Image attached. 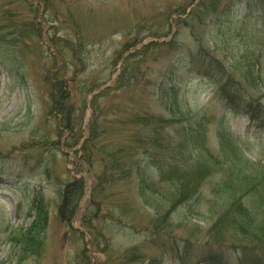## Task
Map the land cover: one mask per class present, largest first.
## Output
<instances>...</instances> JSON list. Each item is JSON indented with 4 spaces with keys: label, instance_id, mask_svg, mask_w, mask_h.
Returning <instances> with one entry per match:
<instances>
[{
    "label": "rangeland",
    "instance_id": "374dc122",
    "mask_svg": "<svg viewBox=\"0 0 264 264\" xmlns=\"http://www.w3.org/2000/svg\"><path fill=\"white\" fill-rule=\"evenodd\" d=\"M57 77L67 79L76 144L50 112ZM96 92L97 136L84 152ZM249 97L264 105V0H0V264H179L175 242L203 248L221 178L235 169L263 178L264 123L246 110ZM135 111L163 115L165 138L146 145L157 125ZM200 121L203 147L185 158L170 150H180L177 129ZM221 132L232 141L223 145ZM105 146L118 152L110 158ZM207 149L220 163L173 209L170 172L206 168ZM125 160L135 170L117 178ZM73 177L85 193L66 220L62 192ZM222 199L218 211L231 204L227 192ZM42 203V244L27 255L16 234Z\"/></svg>",
    "mask_w": 264,
    "mask_h": 264
},
{
    "label": "trees",
    "instance_id": "16d2710c",
    "mask_svg": "<svg viewBox=\"0 0 264 264\" xmlns=\"http://www.w3.org/2000/svg\"><path fill=\"white\" fill-rule=\"evenodd\" d=\"M150 44L152 45L158 43L156 41H151L147 45ZM221 84L223 85L220 87V90L223 92L228 83L224 81ZM67 85V79H58V77L57 80L52 83V88L50 90L52 111L50 112H52V114L57 117L61 128L69 130L70 134L68 136L70 139L73 137L72 141H75L72 143L76 144L75 142L79 141L80 134L76 135L77 133H73V131L77 129L76 121L73 118V107L65 103L68 94ZM110 89L113 88H108L107 90L109 91ZM91 90H93V88H91ZM236 94L237 93H235L233 96L231 94L229 95L232 96L233 99H236L237 97L242 99L244 98L242 93L238 95ZM100 95L102 94L96 93L95 97L91 99L93 114L88 126L90 136L88 135L89 137L87 136L86 139L83 140V145L79 147L80 150H83L84 152H86L85 149L90 152V148L87 147V143L88 141H93V136H97V118L100 110L97 100ZM251 97H254V95H251ZM251 97L246 99L248 105V109L246 108V110L253 115V118H259L262 120V123H264V105L263 103H254ZM135 113L136 114L134 115L137 117L136 119H141L143 124L147 125L153 123L154 126L157 125L153 130H151V132L146 133L148 134L146 138L148 143L144 142L146 145H152V142H158L160 139L162 140L165 138L163 137L164 126H160V124L166 120L163 115H150L147 111H135ZM139 132L140 134H144V130H139L138 133ZM176 135L179 140L178 148H180V150L174 151L173 148L170 150H173L175 154L182 156V158L186 157L184 155V151L187 150V147L191 148V145H193V148H195L194 143H198L199 147H203L206 142V130L203 127V122L201 121L198 122L196 128H193L192 126H184L177 129ZM219 136L223 145L226 142L232 141L229 139V137L225 136L224 132H221V135ZM177 138H173L170 141L177 140ZM63 143L70 146L73 145L69 143V140L67 139ZM80 150L77 149L74 153H78ZM106 150H113L111 155H109L110 158L113 157L115 152H118V148H106L105 151ZM207 151V161H205L207 165L206 168L197 167L196 170L193 169L190 171L187 170L178 172V167H176L174 172H170L173 175L172 178L177 180L175 186V199L171 200L173 209L178 205V202L186 201L194 191H198L201 185V180L205 178L206 175L213 173L216 169L214 165H218L220 163L221 159L217 152L208 149ZM88 156L91 157L90 154H88ZM75 163H77V161H75ZM90 163L93 166L91 161ZM124 163L125 166L121 162L123 171L118 165H114L112 163V165H114V169L117 171V178L130 177L133 173V170H135L133 164L128 165L126 160ZM159 165L161 168L159 169L161 170L160 176L164 178L166 174H169V171L164 168L163 164ZM141 166L142 165L140 162L139 167L141 168ZM228 169L231 171V168ZM233 171L234 170H232L231 173L236 175L231 177V181L230 178H221V188H218L221 192V196L217 201L222 202V198H224V195L227 192V194H229L232 198L230 202L231 204H229V206L223 211L216 210L215 208H217V202L214 204L213 212L216 213L217 216L215 219H213L214 221L208 229L206 239H203V241L199 242L201 243L199 244L200 246L204 245L203 248L194 246V244H192L188 238L187 240L189 242H183L182 245H180L178 242H175L172 247V251L174 253H171V258L176 259L179 264H264V174L262 175L263 178L260 179L261 176L257 178L253 174H239L236 169L234 172ZM84 183V178L73 177L72 180L66 184L65 190L62 192L64 205L60 207V212L61 216H65L66 212L68 213L69 216L66 215V220L71 219L78 210V202L85 193ZM37 200L39 201L38 198ZM43 206L44 205L42 203L40 206L36 207L38 213L30 226L27 228L23 227L22 231L16 234V243L22 245L23 251H25L27 255H33L37 253L33 250L34 246L36 248H40L42 244L39 242L40 234L42 233L43 227H45L44 219L46 220L45 217L48 216L46 213V207ZM86 217L87 216L85 215V218ZM228 238H234L235 242H237L236 249L234 251H231L230 247L227 246L229 244L227 243L228 241H226ZM132 258L133 257L130 259ZM162 261H164L162 258L158 259L153 257L149 259L148 264H161Z\"/></svg>",
    "mask_w": 264,
    "mask_h": 264
}]
</instances>
